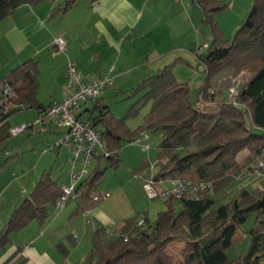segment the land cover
Masks as SVG:
<instances>
[{
    "label": "trees",
    "instance_id": "trees-1",
    "mask_svg": "<svg viewBox=\"0 0 264 264\" xmlns=\"http://www.w3.org/2000/svg\"><path fill=\"white\" fill-rule=\"evenodd\" d=\"M43 1L55 2L0 0V19L22 6H34ZM197 2L211 41L206 52H202L201 46L191 52L197 66L200 65L205 73L199 96L205 98L207 104L200 103L199 97L195 102L191 100L187 83L176 78L171 70L172 63L159 68L132 88L137 92L146 90L137 103L151 100L149 112L136 129L127 126V115L114 116L101 96L89 99L93 106L85 107L84 112L79 110L80 105L89 100L80 102L77 117L89 121L96 130L100 127L97 132L102 146L95 151L88 174L77 184V197L69 200L76 201L77 211H88L101 199L97 185L100 174L106 165L118 166L123 143H132L143 133L157 131L161 133L159 151L154 160L142 165L135 175L152 162L158 178L211 182L214 189L197 198L168 196L166 210L159 212L154 223L147 222V217L132 216L112 234L106 226L96 225L91 248L81 264H264V188H244L229 203L217 204L218 200L213 197L232 180L238 179V174L253 162L255 155L264 151V0H254L247 19L228 39L216 19L228 4L223 0ZM74 3L75 0H64L52 12L63 14ZM40 69L39 61L29 58L0 79L7 81L14 90L13 106L0 123V149L13 135L9 118L14 112L34 108L38 119L54 104L46 106L37 98ZM65 70L66 64L63 88L67 81ZM235 83L239 85L238 93L231 100L229 90ZM52 125L57 127L59 139L68 131L67 127L54 123L43 124L42 129L50 130ZM35 127V132L28 131L29 135L38 131L37 124ZM62 145L71 148L74 160V146L59 144L58 147ZM245 152V157L239 159ZM71 164L70 175L77 171ZM64 185L52 177L50 169L42 171L32 191L0 230V251L6 249L11 235L29 222L44 223L48 216L47 204H57ZM175 200L182 206L180 211L173 207ZM251 212L256 218L255 225L245 231L250 237L249 249L233 261L226 250L234 244L237 230ZM139 220H143V224L138 225ZM176 240L184 242L185 257L173 261L167 248ZM24 263L25 259L20 257L9 264Z\"/></svg>",
    "mask_w": 264,
    "mask_h": 264
},
{
    "label": "crops",
    "instance_id": "crops-1",
    "mask_svg": "<svg viewBox=\"0 0 264 264\" xmlns=\"http://www.w3.org/2000/svg\"><path fill=\"white\" fill-rule=\"evenodd\" d=\"M223 1L228 4L229 0ZM237 1L233 0V5ZM196 2L197 0H85L84 6L79 8L75 0L74 5L65 13L58 11L56 15L52 12L55 5L51 1L22 6L0 19V79L29 58H35L39 63L45 61L46 58L40 59L54 50L55 38L62 36L65 40L64 52L52 57L54 61L59 60L55 61L58 74L56 81L59 84L57 90L62 92L65 82L64 67L68 58L76 62L84 80L92 81L107 76L112 80L113 88L123 87L129 82L139 83L159 68L172 63L167 60L166 55L176 50L185 52L182 47H192L191 37L190 43L180 42L184 36L194 33L198 19L202 22ZM128 37H131L130 41ZM193 37L196 40V35ZM127 42L132 51L127 58H123L124 51H128L124 46ZM134 49L143 50L137 60L130 59L132 54H136ZM179 54L174 59L187 61V54ZM46 65L44 62V67ZM140 75L142 78L137 80ZM60 100L61 93L46 106ZM72 161L73 157L70 162ZM76 167L80 168V165L76 163ZM70 172L71 169L63 175V180L58 181L67 184ZM248 182L250 183L244 180L241 188L248 187ZM4 188L0 190V199L10 187ZM12 188L14 191L10 195L11 203L8 206L5 202L0 204V230L17 205L33 189ZM135 188L110 187V190H106L108 192L98 188L100 201L83 213L77 211L75 200H69L63 206L47 204L48 216L44 223L39 225L33 220L16 232V236H11L6 249L0 251V264L12 263L20 257L25 259L24 264L83 263L91 248L96 225L106 226L112 234L119 230L125 219L133 216V207L126 198L130 190ZM85 242H89L88 250ZM84 245L85 250L80 252V247ZM75 255L79 257H74Z\"/></svg>",
    "mask_w": 264,
    "mask_h": 264
},
{
    "label": "rangeland",
    "instance_id": "rangeland-1",
    "mask_svg": "<svg viewBox=\"0 0 264 264\" xmlns=\"http://www.w3.org/2000/svg\"><path fill=\"white\" fill-rule=\"evenodd\" d=\"M62 1L64 0L54 2L55 7H58V3ZM84 2L85 0H77V7H83ZM232 2L233 0H229L228 6L217 14V19L225 39L234 36L241 21L247 19L250 7L254 0H250L248 3L247 0H238L235 5H233ZM195 5L198 11V3L196 2ZM197 23L194 33H192V35L184 36L181 38L180 42V44L190 43L192 38V47H182L185 48V52L182 50H176L173 53L166 55L167 60H171L170 63L172 62L171 70L173 74L182 83H187L190 89L191 100L194 102L197 101V98L199 97L200 88L205 80V73L200 65L197 66V61L191 51L195 49L198 50L201 46L202 52H206V46L211 41L208 26L202 22L200 23L199 19ZM194 35H196V40H194ZM130 39L131 37H128V41H130ZM124 46L125 50L128 51H124L122 57L127 58L126 56H128L132 50H130L128 42L125 43ZM189 48L192 49L189 50ZM134 51L136 54L135 56L132 54L133 57L130 59L137 60L140 58L143 50L134 49ZM63 52L64 50L50 52L46 57L40 59L44 60V58H46L45 61H40L41 63H39L41 71L37 75V80L39 82L37 98L44 105L48 104L56 98L59 93H61L59 89L57 90L59 84L56 81L58 74H56L55 61L59 60L54 61L52 57L56 54L60 55ZM180 52L187 54L186 57L184 56L187 58V61L174 59L176 56L180 55ZM44 62L47 63L45 67ZM136 72L137 71H133V73ZM141 76L142 75L137 77V80H140V78H142ZM106 77L107 76L104 78ZM87 81L91 80L87 79ZM136 84L138 83L129 82L123 87L113 88L110 83L107 85V88L103 91L101 96L106 101L109 110L114 116L121 118L124 115H127L125 121L127 126L131 129H136L143 123V118L149 112L151 107V100H144L137 103L138 100L143 97L146 90H141L139 92L132 90ZM233 87H237L238 89L239 85L235 83L230 89ZM200 103L207 104V100L202 98ZM92 106L93 101L89 100L86 104L81 103L79 110H83L85 107L91 108ZM37 115V110L34 108L14 112L9 118L12 129H15L17 126H23L26 123H33L37 119ZM37 128L38 131L32 135H29L27 131L13 134L12 137L5 142L4 147L0 149V190H4V187H10L7 189L8 191L5 190L3 192L0 204L5 202V205L8 206V204L11 203L12 200L10 199V195H12L14 191L12 187H34L40 178V174L45 168L50 169L52 177L58 180H63V175L67 173L68 170L72 169V164L70 162L73 155L72 150L64 145L58 148L60 137L57 133V127L52 125L49 127L50 130H44L41 125H37ZM96 128L99 131L100 127L97 126ZM160 141L161 133L157 131L143 133L132 143L124 142L119 150L120 161L118 166L106 165L105 168L103 167V172L100 174V178L97 182L99 190L104 192L107 189L110 190V187H136L135 189L130 190L126 201L133 207V216H137L138 219L147 217V222L149 223H154L159 212L166 210L167 206L165 201L167 200V197L160 196L150 199L147 196L143 185L140 183L139 179L136 178L135 173L138 170H141L140 168L143 164L154 160L159 151ZM181 154H184V152L182 151ZM245 155L246 152L240 154L239 159H243ZM75 170H78V167H76ZM243 177H241V179L232 180L226 187L213 194V197L218 200L217 204L231 202V200L242 191L243 188H241V183H243L244 180L245 182L250 181V183L248 182L249 186L245 185L248 186L246 188H264V174H262L261 177ZM165 186H168V183H165ZM125 194L126 193H124V198ZM173 207L176 211L182 209L179 200L174 201ZM255 218L256 214L251 212L246 221L241 224V229L239 228L237 230L234 244L226 250L229 259L235 261L238 257L247 253L250 245V237L245 231H248L255 225ZM11 236H16V232ZM65 243L67 244V241ZM87 244H89V242L85 244L86 250H88L89 247ZM85 245L84 247H80V252L85 250ZM183 248L184 242L180 240L173 241L169 244L167 249L173 261L182 260L185 257L183 254ZM74 257L79 256L75 255Z\"/></svg>",
    "mask_w": 264,
    "mask_h": 264
},
{
    "label": "built area",
    "instance_id": "built-area-1",
    "mask_svg": "<svg viewBox=\"0 0 264 264\" xmlns=\"http://www.w3.org/2000/svg\"><path fill=\"white\" fill-rule=\"evenodd\" d=\"M65 49V40L62 36L55 38V48L53 52L63 51ZM65 74L67 77L66 84L61 92V100L51 104L44 111V115L39 117L34 123H26L23 126H17L12 129L13 134L29 131L35 132V125H43L46 123H54L59 127H67L68 131L60 139L59 144H69L74 146L73 166L78 163L80 168L72 171L69 183L64 185L61 198L57 201L58 206H63L69 199L77 197L75 189L77 184L88 174L89 165L97 148L102 146L99 133L89 121L81 120L77 117L80 102L101 95L106 85L112 83L109 78L97 79L92 81L84 80L79 74L76 62L67 59ZM236 90V93H235ZM238 93L237 87L229 90V98L234 100ZM14 96L13 87L5 80H0V123L4 122V118L11 110L12 98ZM202 97L199 96V102ZM264 174V151L255 155L253 162L245 166L238 174V179L261 177ZM143 185L147 196L150 199L157 197L174 196L181 198L199 197L204 192H212L214 187L211 182L193 183L185 180H167L156 176L154 163H150L148 167L136 174ZM168 183V186H165ZM143 224V220H139L138 225Z\"/></svg>",
    "mask_w": 264,
    "mask_h": 264
},
{
    "label": "water",
    "instance_id": "water-1",
    "mask_svg": "<svg viewBox=\"0 0 264 264\" xmlns=\"http://www.w3.org/2000/svg\"><path fill=\"white\" fill-rule=\"evenodd\" d=\"M198 1H200V0H198Z\"/></svg>",
    "mask_w": 264,
    "mask_h": 264
}]
</instances>
